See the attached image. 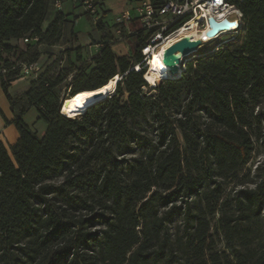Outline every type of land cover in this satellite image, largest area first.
Listing matches in <instances>:
<instances>
[{"label": "trees", "instance_id": "obj_1", "mask_svg": "<svg viewBox=\"0 0 264 264\" xmlns=\"http://www.w3.org/2000/svg\"><path fill=\"white\" fill-rule=\"evenodd\" d=\"M231 2L244 14L245 35L150 85L156 95L143 90V32L139 70L106 45L68 96L120 75L117 88L71 118L61 112L56 56L22 97L9 86L20 77L17 62H38L40 45L62 42L73 14L56 11L53 0H0V82L22 107L14 120L20 139L11 150L0 142V264H264V180L224 199L264 121L253 109L264 98V0ZM25 38L26 49L10 43ZM33 106L48 124L43 137L23 119ZM147 115L154 140L137 128ZM132 141L140 156L111 163ZM221 237L229 252L218 248Z\"/></svg>", "mask_w": 264, "mask_h": 264}, {"label": "rangeland", "instance_id": "obj_2", "mask_svg": "<svg viewBox=\"0 0 264 264\" xmlns=\"http://www.w3.org/2000/svg\"><path fill=\"white\" fill-rule=\"evenodd\" d=\"M123 1L125 0H106V3L107 6L111 8L112 4ZM126 1H129V4H131L135 0ZM114 7L111 8L113 12L116 11ZM73 12V14L76 16H73L72 21L64 28V38L62 42L54 48H49L47 46H43L41 48V62L45 63V65L51 63V60H53V56H56L58 58L54 63L52 69L54 71L53 77L55 79H57L59 76L63 78L62 85L58 88V92L60 94L59 102L68 97L77 78L82 77L84 74L91 73V71L96 66V58L100 56L102 49L106 45L111 46L115 56H125L131 61V64L133 65L136 64V54L139 48V33L143 32V35L145 38H147L148 42L151 38L150 30L143 29L138 31V28H140L141 25L137 19V8L133 12H131L133 18L131 24L128 25L116 23V17L121 13L115 15V19L113 20V12L109 11V16H107L108 20L106 21V17H104L103 12L101 13V18L99 19L85 12V10L81 7L73 10ZM120 30L122 31L121 33H119ZM242 41L243 37H241L239 40H236V42L238 43H242ZM216 44L217 42L206 44L204 47L200 48L197 53L186 57L182 64V70H184V65L187 61L195 60L201 55L208 54L211 50L217 48ZM19 64L21 63L17 62L16 66L18 67ZM151 66L150 68H147L149 72L151 70ZM19 67H21V65ZM32 80H34L33 77H19L17 79L16 85L13 87V90L15 91L17 88L26 87ZM161 80H159L157 84L161 82ZM143 90L147 95L157 94V91L149 84L148 86L144 87ZM126 97L127 94L124 95V98ZM176 108L178 109L179 107L177 106ZM253 109L255 113L264 112V98L262 99L261 103L257 106H254ZM138 121L140 125H137V128H139L141 131V137L145 136L147 139L154 140L155 128L152 122L151 115L142 117ZM41 124L43 126V124L45 123ZM255 126V149L252 154V158L250 162L243 167L242 171L239 174V177L236 180L231 181L227 185L224 199L233 196L241 188L248 186L254 187L257 182L264 180V121H262L261 125ZM129 145L130 147H128V149L121 148L115 150V153L111 157L110 162H119L120 164L126 165L127 162L133 161L143 152V149L138 144V141H132ZM63 180L64 177L56 178L52 181V183L55 185H60ZM71 192L82 196L87 194L84 192H80L79 190H74ZM218 218L219 215L217 214L213 223L214 225L217 222ZM181 219L182 217L180 215L177 216L173 223V227L179 224L181 222ZM261 225L262 229L264 230V219L262 220ZM218 248L229 252V249L227 248L223 237H221L218 241Z\"/></svg>", "mask_w": 264, "mask_h": 264}, {"label": "built area", "instance_id": "obj_3", "mask_svg": "<svg viewBox=\"0 0 264 264\" xmlns=\"http://www.w3.org/2000/svg\"><path fill=\"white\" fill-rule=\"evenodd\" d=\"M102 1L53 0V4L56 11H64L66 3L69 2L72 10L81 7L85 12L99 19L101 18ZM137 12V19L141 25L138 31L143 29L151 31L149 42L141 48L142 63L146 68L148 67L152 51L166 40H169L171 36L180 34L184 29L186 31L194 30L200 34L198 46L194 53H197L206 44L217 42V48L211 50L208 54L219 52L235 38L246 33L244 14L240 7L233 4L231 0H167L162 3L143 0L137 8ZM132 18L133 15L130 12H122L116 17V23L128 25L131 24ZM213 20L218 24L226 23L227 27L211 35ZM178 24L180 25L176 27ZM121 32L120 30L119 33ZM38 40V37L33 39V41ZM22 41L28 43L30 40L25 38ZM19 65H21L20 77L37 79L45 71V65L39 62L21 63ZM141 65L136 64L135 69L139 70ZM13 68L15 69L16 66ZM0 72L5 74L7 68L2 67Z\"/></svg>", "mask_w": 264, "mask_h": 264}, {"label": "bare ground", "instance_id": "obj_4", "mask_svg": "<svg viewBox=\"0 0 264 264\" xmlns=\"http://www.w3.org/2000/svg\"><path fill=\"white\" fill-rule=\"evenodd\" d=\"M199 36L200 34L194 30L186 31L184 29L180 34L171 36L169 40L153 50L147 67L150 68L154 58L151 70L145 74V80L148 84L155 86L161 79L179 75L184 59L196 52L195 48L198 46ZM119 79L120 75H116L101 87L66 97L61 106L62 114L74 118L84 113L93 103L104 100L113 94Z\"/></svg>", "mask_w": 264, "mask_h": 264}, {"label": "crops", "instance_id": "obj_5", "mask_svg": "<svg viewBox=\"0 0 264 264\" xmlns=\"http://www.w3.org/2000/svg\"><path fill=\"white\" fill-rule=\"evenodd\" d=\"M143 0H135L133 3L129 4V1H123V2H116L111 5V8L114 7L116 11L113 12V10L107 6L106 0H103L101 3V13H104V16H109L108 12L112 11V19H115V15H118L122 12H133L136 8H138ZM154 3H162L167 0H152ZM65 13L67 14H73V10L71 7V4L68 2L65 5ZM76 16V15H72ZM49 24V21L45 23V27H47ZM11 44L18 45L22 49H26L27 43H24L22 40H12L10 42ZM44 45H40L39 49L42 52V47ZM42 55L40 57V60L38 61L41 64ZM17 79L11 83L9 86V93L13 98H20L24 95V93L29 89L30 84L26 87L17 88L15 91L13 90V87L16 85ZM22 109L21 104H17L15 107L10 102L7 94L5 93L2 84L0 82V142H2L8 150H11V147L15 145L18 140L20 139L21 135L18 131L16 125L14 124V120L16 119L17 115L19 114L20 110ZM24 121L35 131L39 133L41 137H43L46 133V130L48 128V124L40 119V112L37 107H30L27 109L26 113L23 116ZM41 123H45L42 124Z\"/></svg>", "mask_w": 264, "mask_h": 264}, {"label": "water", "instance_id": "obj_6", "mask_svg": "<svg viewBox=\"0 0 264 264\" xmlns=\"http://www.w3.org/2000/svg\"><path fill=\"white\" fill-rule=\"evenodd\" d=\"M212 23H213V30L210 32V34L211 35H213L215 32H217L218 30H220V29H222V28H226L227 27V25H226V23H222V24H218V23H216L214 20L212 21ZM197 48V47H196ZM195 48V49H196ZM188 57V56H187ZM186 59V58H185ZM181 74V73H180ZM179 74V75H180ZM179 75H177V76H179ZM120 79H121V76H120ZM119 79V80H120ZM119 80H118V82H119ZM65 100V98L61 101V106H62V103H63V101Z\"/></svg>", "mask_w": 264, "mask_h": 264}]
</instances>
